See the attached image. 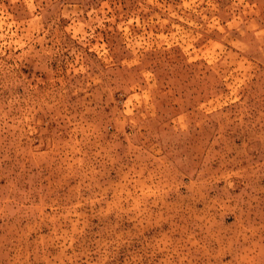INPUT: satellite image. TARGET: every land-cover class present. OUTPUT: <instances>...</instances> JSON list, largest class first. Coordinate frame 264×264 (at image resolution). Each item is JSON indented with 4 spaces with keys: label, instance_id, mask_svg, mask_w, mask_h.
I'll list each match as a JSON object with an SVG mask.
<instances>
[{
    "label": "rangeland",
    "instance_id": "obj_1",
    "mask_svg": "<svg viewBox=\"0 0 264 264\" xmlns=\"http://www.w3.org/2000/svg\"><path fill=\"white\" fill-rule=\"evenodd\" d=\"M0 264H264V0H0Z\"/></svg>",
    "mask_w": 264,
    "mask_h": 264
}]
</instances>
